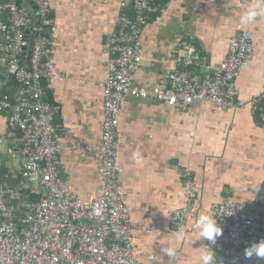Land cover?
I'll return each mask as SVG.
<instances>
[{"label":"built area","instance_id":"obj_1","mask_svg":"<svg viewBox=\"0 0 264 264\" xmlns=\"http://www.w3.org/2000/svg\"><path fill=\"white\" fill-rule=\"evenodd\" d=\"M29 1L35 5L36 16L15 0H0L1 77L15 84L14 95L0 94V112L7 113V132L0 134V264H157L154 254L147 255V262L140 261L131 243L134 229L156 227L134 223L124 198L118 151L126 95L156 99L182 111L193 101H208L221 111L243 106L246 102L239 96L236 78L255 53L253 32L236 31L224 58L208 64L204 71L199 69L201 56L193 37L184 35L177 43L181 53L173 56L162 83L139 87L132 76L143 61L141 31L154 14L165 12L168 0H118L114 29L102 44L105 77L100 138L63 142L61 123L56 121L60 105L49 101L45 90L46 83L66 77L53 58V7L51 0ZM28 26L36 34L28 59L25 54L20 62ZM263 99L264 91L253 95L248 100L251 110ZM259 124L264 128V107H260ZM65 147L91 156L97 166L98 184L87 199L72 192L62 170L60 153ZM14 152L20 155L16 184L1 175V156ZM185 181L186 204L165 215L173 229L185 223L198 193L187 171ZM32 195L37 198L30 199ZM259 200V210L229 198L210 204L223 229L211 245L218 264L264 263V259L244 256L247 247L264 239V187Z\"/></svg>","mask_w":264,"mask_h":264},{"label":"crops","instance_id":"obj_2","mask_svg":"<svg viewBox=\"0 0 264 264\" xmlns=\"http://www.w3.org/2000/svg\"><path fill=\"white\" fill-rule=\"evenodd\" d=\"M252 3L255 0H168L165 12L154 14L142 28L143 61L132 76L139 87L162 83L173 56L181 53L177 43L184 35L194 39L201 71L224 58L231 35L240 29L252 31L256 45L236 78L239 96L246 102L243 106L221 111L208 101H193L182 111L156 99L126 95L118 151L124 198L134 223L156 227L131 233L142 262L154 254L157 264H201L200 253L207 241L198 240L193 225L201 212L212 215L213 202L229 198L246 202L250 210L261 209L264 128L259 114L264 99L255 110L248 100L264 91V17L240 24ZM51 4L56 24L54 63L66 77L46 83V98L60 105L56 121L61 123L63 142L95 141L103 118L102 44L114 29L119 1L51 0ZM3 66L0 59V94L12 90V83L1 77ZM6 132L7 113L0 112V134ZM60 158L72 192L87 199L98 184L93 158L66 147ZM1 165L2 177L19 183L20 155H2ZM186 171L198 193L185 223L173 229L165 215L187 202ZM178 230L185 231L187 238L178 241L173 235ZM168 246L177 249L175 257L161 252Z\"/></svg>","mask_w":264,"mask_h":264},{"label":"clouds","instance_id":"obj_3","mask_svg":"<svg viewBox=\"0 0 264 264\" xmlns=\"http://www.w3.org/2000/svg\"><path fill=\"white\" fill-rule=\"evenodd\" d=\"M260 17H264V0H255V3H252L241 15L240 24L249 25ZM193 231L198 234V240H206L209 242V244L203 245V250L200 253L201 264H218L216 253L211 245H214L217 239L223 234V229L217 223L216 217L201 212L195 220ZM173 235L178 241L187 238V233L183 230H178ZM161 252L169 258L177 255V249L173 246L162 247ZM244 256L246 259H251L253 256L264 259V239L247 247L244 251Z\"/></svg>","mask_w":264,"mask_h":264},{"label":"water","instance_id":"obj_4","mask_svg":"<svg viewBox=\"0 0 264 264\" xmlns=\"http://www.w3.org/2000/svg\"><path fill=\"white\" fill-rule=\"evenodd\" d=\"M15 2L20 8L27 10L31 16H36V8L32 1L15 0ZM32 27L33 26H28L24 30L26 44L23 46V52L20 62L23 60L25 54H27L26 59H28L29 57L30 49L33 43V37L36 34V31L32 29Z\"/></svg>","mask_w":264,"mask_h":264},{"label":"trees","instance_id":"obj_5","mask_svg":"<svg viewBox=\"0 0 264 264\" xmlns=\"http://www.w3.org/2000/svg\"><path fill=\"white\" fill-rule=\"evenodd\" d=\"M12 84H10V86H12V90L10 91V92H8V94H10V95H13V92H14V90H15V84H14V82H12V81H10ZM3 93V92H2ZM5 93H7V92H5ZM13 104H14V101H13ZM34 198H37V196H31L30 197V199H34Z\"/></svg>","mask_w":264,"mask_h":264}]
</instances>
